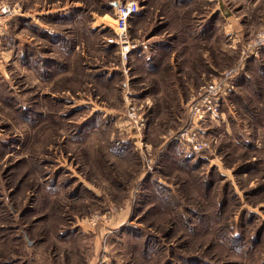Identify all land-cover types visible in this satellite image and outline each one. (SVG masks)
<instances>
[{
    "label": "rangeland",
    "instance_id": "rangeland-1",
    "mask_svg": "<svg viewBox=\"0 0 264 264\" xmlns=\"http://www.w3.org/2000/svg\"><path fill=\"white\" fill-rule=\"evenodd\" d=\"M0 1V264H264V0H133L125 57L127 0ZM229 70L206 150L171 142Z\"/></svg>",
    "mask_w": 264,
    "mask_h": 264
},
{
    "label": "built area",
    "instance_id": "built-area-1",
    "mask_svg": "<svg viewBox=\"0 0 264 264\" xmlns=\"http://www.w3.org/2000/svg\"><path fill=\"white\" fill-rule=\"evenodd\" d=\"M139 11L138 2L133 0L117 1L113 5L114 32L117 39V44L124 45L123 56L128 52L129 39L127 37L128 23L137 15ZM16 13V9L8 2L0 1V16L10 18ZM0 24L1 21H0ZM1 26V25H0ZM264 47V33L259 35L255 43L247 45V52H256ZM239 71L229 70L223 75H220L222 80L219 83L214 82L212 85L197 92V97L192 101L188 108L189 123L183 129L172 135L171 142H176L185 147L186 150L195 154L206 150V141L203 136L205 126L216 123L219 116H222L220 111L221 104L227 97L230 91V82L233 84L234 79L239 76ZM127 119L137 129H141L143 124L138 118L135 107L130 103L127 105ZM222 118V117H221Z\"/></svg>",
    "mask_w": 264,
    "mask_h": 264
},
{
    "label": "crops",
    "instance_id": "crops-1",
    "mask_svg": "<svg viewBox=\"0 0 264 264\" xmlns=\"http://www.w3.org/2000/svg\"><path fill=\"white\" fill-rule=\"evenodd\" d=\"M135 17H136V15L132 18L133 20H132V24H136V25H140L141 23H142V21L144 20V18L143 17H140V18H136L135 19ZM129 23H130V21H129ZM0 32H3V30L1 29V27H0ZM142 45L144 44L145 45V43H143V42H140ZM162 44V43H161ZM158 45V47H162L163 45ZM145 53V52H144ZM154 56V55H153ZM152 65V64H151ZM151 68L152 69H155L156 70V68H158V65L156 66V64L155 63H153V65L151 66Z\"/></svg>",
    "mask_w": 264,
    "mask_h": 264
}]
</instances>
